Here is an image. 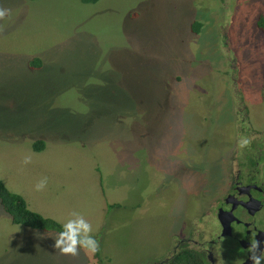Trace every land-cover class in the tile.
Returning a JSON list of instances; mask_svg holds the SVG:
<instances>
[{
    "label": "rangeland",
    "instance_id": "rangeland-1",
    "mask_svg": "<svg viewBox=\"0 0 264 264\" xmlns=\"http://www.w3.org/2000/svg\"><path fill=\"white\" fill-rule=\"evenodd\" d=\"M0 7L11 10L0 19V180L60 223L79 212L100 244L95 254L63 255L53 247L59 232L14 223L0 202V264H150L166 255L174 232L205 216L216 230L211 214L197 215L194 172L203 166L186 158L194 167L184 171L180 158L186 142L201 147L192 138L201 123L190 114L204 122L215 105L214 125L225 119L229 87L202 61L215 52L217 8L208 0H0ZM194 20L202 22L197 31ZM257 71L241 63L245 81ZM215 138L202 141L207 157ZM216 243L218 264L234 263L233 245Z\"/></svg>",
    "mask_w": 264,
    "mask_h": 264
},
{
    "label": "flooded vegetation",
    "instance_id": "flooded-vegetation-1",
    "mask_svg": "<svg viewBox=\"0 0 264 264\" xmlns=\"http://www.w3.org/2000/svg\"><path fill=\"white\" fill-rule=\"evenodd\" d=\"M208 1L212 10L215 7L219 13L215 14L217 39L213 50L215 52L212 55L205 54L202 61L215 74L211 76L229 87L224 95L225 119L214 125L220 109V106L216 108L215 105L210 106L211 112L204 116V122L190 114L193 121L201 123L199 128L202 130L199 135L191 134L192 138L202 140L207 146L213 134L214 137L217 136V149L212 157H207L202 151V141L196 142L200 143V148L188 141L180 162L184 171L194 167L186 164V158L194 163L199 159L197 162L202 164L203 168L194 172L199 180L200 192L197 215L202 218L204 214H211L217 228L208 231L204 225L208 224V216H205L206 222L200 220L197 227L189 225L182 234L174 232L166 255L150 264L168 261L183 248L202 253L210 263L208 254L216 250L219 246L216 239L221 237L229 245H233L236 256L232 264H251L247 257L250 240H260L261 247L264 248V2ZM236 24H239L247 36L249 45L245 38L241 40ZM245 49L250 50V54L246 55ZM247 61H252L257 66L255 80L245 81L240 74L241 63ZM215 126H220L216 136ZM221 127L223 133L220 132ZM241 136H254L256 139L249 148L241 151L237 147ZM219 213H222L224 222L230 224L224 234H221L223 223Z\"/></svg>",
    "mask_w": 264,
    "mask_h": 264
},
{
    "label": "clouds",
    "instance_id": "clouds-1",
    "mask_svg": "<svg viewBox=\"0 0 264 264\" xmlns=\"http://www.w3.org/2000/svg\"><path fill=\"white\" fill-rule=\"evenodd\" d=\"M10 9L0 7V19H4L10 14ZM256 137L241 136L237 147L242 151L249 148ZM32 162V155H25L22 163L24 165ZM48 179H40L36 185L37 192L43 191L47 187ZM62 230L54 238L53 247L63 255L78 256L81 249L88 253L95 254L100 250L99 241L92 235L93 225L79 212L73 211L70 218L62 223ZM247 257L251 264H264V248L261 247V241L252 239L249 241Z\"/></svg>",
    "mask_w": 264,
    "mask_h": 264
},
{
    "label": "trees",
    "instance_id": "trees-1",
    "mask_svg": "<svg viewBox=\"0 0 264 264\" xmlns=\"http://www.w3.org/2000/svg\"><path fill=\"white\" fill-rule=\"evenodd\" d=\"M84 2H94L96 0H82ZM202 25L199 20H194L192 26L194 31H197ZM35 60V59H34ZM40 63V61H39ZM37 63V64H39ZM44 147V140L37 138L34 141L33 148L40 150ZM0 202L3 208L10 214L11 220L14 223H21L33 228H41L46 230H53L60 232L62 230V223L54 219L53 217L44 215L28 206V203L24 196L19 193L10 190L6 184L0 180ZM158 264H210L206 256L202 253L183 248L178 251L176 255L165 262H159Z\"/></svg>",
    "mask_w": 264,
    "mask_h": 264
},
{
    "label": "water",
    "instance_id": "water-1",
    "mask_svg": "<svg viewBox=\"0 0 264 264\" xmlns=\"http://www.w3.org/2000/svg\"><path fill=\"white\" fill-rule=\"evenodd\" d=\"M219 218H220V220H221L222 223H223V229H222L221 234H224L225 231H226L227 229H229V228H227V227H228L230 224H227V223L224 222V218H223L222 213H219ZM208 258H209V260H210V264H218V261L216 260V251H215V250H214V252H213V251H210V253L208 254Z\"/></svg>",
    "mask_w": 264,
    "mask_h": 264
}]
</instances>
